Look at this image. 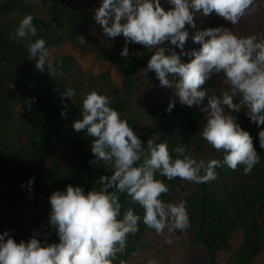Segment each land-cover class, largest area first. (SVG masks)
<instances>
[{
    "label": "trees",
    "instance_id": "16d2710c",
    "mask_svg": "<svg viewBox=\"0 0 264 264\" xmlns=\"http://www.w3.org/2000/svg\"><path fill=\"white\" fill-rule=\"evenodd\" d=\"M99 4L100 0H0V233L7 230L17 243L27 241L34 232L42 244L57 243L56 230L48 219L50 194L63 191L67 185L81 186L87 192L100 186L101 176L114 171L91 152L94 137L72 127L81 118L80 105L86 92L96 90L109 96L111 106L145 145L149 138L158 143L167 141L174 155L173 149L182 143L197 158L223 160V153L200 135L205 120L203 105L189 108L181 104L174 87L160 86L152 71L144 74L153 52L143 45L129 43L126 58L119 55L124 46L122 35L98 48L97 60L113 65L120 77L117 85L104 70L83 69L69 52H57L50 60L54 73L47 67L41 72L27 56L26 41L11 35L20 20L31 14L37 36L46 41L48 50L68 43L82 50L98 47L89 29L97 23L94 15ZM162 6L166 10L170 7L163 0ZM262 9L258 11L261 19L243 30L214 13L205 16L196 12L195 28L185 25L189 34L185 50H198L200 45L192 36L209 27L225 26L245 36L264 35ZM163 46L175 49L167 41ZM182 59L187 61L188 57ZM202 87L209 95H219L227 85L223 74L213 73ZM67 88L76 92L72 99L62 98ZM170 101L175 107L169 112ZM203 104H207V97ZM245 111L241 108L232 115L252 136L260 158L250 173L245 174L242 166L232 170L222 165L216 169V179L208 183L159 177L169 187V192L162 194L163 200L183 196L187 201L190 227L171 235L185 236L205 253L210 264H264V148L258 138L264 125L250 122ZM30 178H34L31 191L22 186ZM120 199L124 207L142 214L138 204L129 205L123 195ZM138 227L137 233L129 234L126 252L119 256L125 264H146V257L139 258V254L151 248L153 238L168 236L167 229L158 235L142 221Z\"/></svg>",
    "mask_w": 264,
    "mask_h": 264
},
{
    "label": "clouds",
    "instance_id": "9594fccd",
    "mask_svg": "<svg viewBox=\"0 0 264 264\" xmlns=\"http://www.w3.org/2000/svg\"><path fill=\"white\" fill-rule=\"evenodd\" d=\"M163 4L170 7L166 10L162 0H100L94 19L105 36H123L121 57L129 56V43L143 45L153 52L144 74L152 71L160 86L174 87L181 104L189 108L203 105L205 120L200 135L223 153V160L197 158L182 143L173 149L174 155L167 141L149 138L145 145L111 106L109 96L96 90L86 92L81 118L72 127L94 137L91 152L114 171L101 176L100 186L87 192L81 186L67 185L50 194L48 219L56 230L57 243L42 244L35 232L19 243L7 230L0 233V264H125L119 256L126 252L128 236L139 231L141 221L158 235L167 229L165 243L169 245L172 233L190 227L186 199L163 200L169 187L159 177L202 184L215 180L216 169L222 165L232 170L242 166L248 174L259 163L252 136L232 113L244 108L250 122L264 125V35L245 36L225 26L209 27L192 36L200 45L198 50H185L189 35L185 25L195 28L196 12L205 16L214 13L237 25L243 16L256 11L254 0H163ZM33 19V15H25L11 35L26 41L27 56L35 60L36 69L43 72L47 67L54 73L46 41L37 36ZM165 41L179 52L163 46ZM213 73L223 74L227 85L219 95H209L202 87ZM75 95L73 88L63 89L62 98ZM237 98L239 102H234ZM174 107L170 101L166 111ZM258 138L264 148V129ZM33 185L34 178H30L22 186L31 191ZM122 195L129 205L138 204L142 214L124 207ZM146 264L158 261L149 258Z\"/></svg>",
    "mask_w": 264,
    "mask_h": 264
},
{
    "label": "rangeland",
    "instance_id": "374dc122",
    "mask_svg": "<svg viewBox=\"0 0 264 264\" xmlns=\"http://www.w3.org/2000/svg\"><path fill=\"white\" fill-rule=\"evenodd\" d=\"M257 9L251 15L246 14L240 20L237 25H232L233 28L243 30L246 28L253 27L259 19L261 14L258 12L259 8L264 7V0L255 1ZM261 11H264L262 9ZM258 12V13H257ZM90 35L97 40V46L92 49L82 50L80 47L73 43L63 45L58 49H50L48 59L51 60L57 52H69L75 55L80 66L88 71L97 72L104 70L109 73L113 81L118 85L120 84V77L114 70L111 63L106 62L103 65L97 60L96 54L98 48L108 42L114 41L116 38H109L102 32V28L98 23H93L89 29ZM166 237V236H165ZM165 237L153 238V244L149 250L144 251V254H139V258L146 259L154 258L158 261V264H210L209 259L205 253L200 249L196 248L189 243V240L185 236L178 237L177 235H171L173 243L171 245L165 243ZM183 240V242H182Z\"/></svg>",
    "mask_w": 264,
    "mask_h": 264
}]
</instances>
